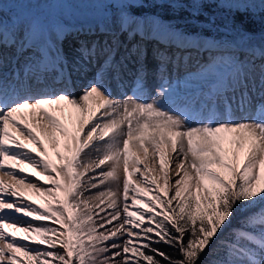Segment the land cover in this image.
<instances>
[{"label": "snow or ice", "instance_id": "snow-or-ice-1", "mask_svg": "<svg viewBox=\"0 0 264 264\" xmlns=\"http://www.w3.org/2000/svg\"><path fill=\"white\" fill-rule=\"evenodd\" d=\"M97 3L105 6L103 23L87 29L68 26L63 11L29 9L6 14L0 5V264H25V260L27 264H264V210L245 217L244 230L234 234L243 244L222 241L218 236L238 211L264 205V0ZM207 5L223 8L227 16L222 25L225 38L212 42L206 50L226 54L219 60L214 58L205 69V74H213L215 80L203 107L199 102L168 106L173 89L163 84L149 100L145 87L150 71L163 79L171 66L178 68L181 60L190 58L185 53L205 45L197 42L195 47L188 46V37L193 34L189 29L221 27L216 24L215 13L200 19ZM159 9L174 15L165 23ZM256 17L262 26L259 43L255 41L257 33L248 27ZM69 38L72 44L66 51ZM150 48L155 62L152 68ZM129 65L134 70L131 94L114 95L112 87L123 85ZM221 67L227 73L218 77L215 70ZM92 68L96 70L90 81L81 85V92H70L68 83L73 76L88 78ZM61 84L64 87L56 90ZM59 104L79 112L75 133H69L44 107ZM234 107L243 113L240 119L231 118ZM24 109L31 110L27 117H31L32 126L54 149L61 143L56 133L64 138L67 154L56 152L63 162L60 166L45 159L48 153L28 126ZM221 109L227 118H221ZM17 116L25 120L23 125ZM10 127L22 140L36 146L40 159L12 135ZM227 134L233 138L228 140ZM132 141L144 160L151 150L162 161L163 191L170 195L152 189L157 182L149 178L147 166L141 169L139 157H131ZM224 142L233 147L225 148ZM164 147H171V162L165 158ZM245 149L241 162L240 153ZM94 152L99 155L93 157ZM7 161L33 171L39 169L38 177L51 187L28 179L22 169H14ZM170 163H174L176 176L172 184L167 171ZM106 164L107 170L101 167ZM88 172L94 175L87 176ZM130 177L136 180L131 193ZM106 183L108 186L100 191ZM21 188L50 196L58 206L25 203L17 199ZM92 189H98L92 198L101 204L107 199L106 207L112 209L100 216L98 225L88 200L83 199L84 192L91 193ZM147 191L153 192L151 199L140 198ZM54 192L62 193L63 199ZM138 203L145 210L136 207ZM81 205L78 216L72 210L81 209ZM98 227L105 231L97 235ZM16 232L24 235L17 237L13 235ZM84 234L90 242L87 247L81 239ZM160 245L173 252L162 250Z\"/></svg>", "mask_w": 264, "mask_h": 264}, {"label": "rangeland", "instance_id": "rangeland-1", "mask_svg": "<svg viewBox=\"0 0 264 264\" xmlns=\"http://www.w3.org/2000/svg\"><path fill=\"white\" fill-rule=\"evenodd\" d=\"M71 1H73L75 3L77 2L78 4H79V2H90V3L96 4L95 15L93 14V18H95V19H92L94 21V23H92V24L89 23L88 25H85V26L80 25L79 27H84L85 29H87L88 27H95L98 24L103 23V16L101 13L103 4L97 3L98 0H71ZM26 4H27L26 7H23L20 9L16 5V3H8V2H5V0H0V5L3 6V9H4L6 14L10 11L11 8H13L11 11H15V12L26 11L29 9L45 11V12H54V11H52V9H56L59 11H63V14H68L67 11L70 9V6L68 3L39 2V3H26ZM66 5H68L69 7H65ZM48 7H49V9H44V8H48ZM97 17H99V18H97ZM79 27H75V28H79ZM188 39H190V44L188 46L195 47L197 45V42L198 43L202 42L205 45L200 47L198 51L192 50L190 53H185V56L190 57V58L181 60L178 68L176 66H171L168 70V73L165 74L163 79H161L158 75H156L150 71L148 78H147V82H146L145 92L151 90V88L154 87L151 85V83L154 85L156 84V87H154V91L152 92V94H155V90L159 85H161V84H163L164 86L170 85L173 89L170 100H173L174 97L176 98V97H178V95H186V96L193 95V94L196 95V94H198V92L203 91L212 85V83L215 80V77L211 73L205 74V69H207L208 65L210 64V62L214 58L219 60L221 58L220 56L225 55L226 53H224L222 51H217L215 49H210V50H206V49L208 48V46L212 42H220L219 39H214V38H211L209 36H203V35H199V34H196V35L192 34L188 37ZM71 44H72V40H71V38H69V40L66 41V43H65V50L66 51L71 46ZM150 50H151V48H150ZM154 64H155V62L151 60L149 63V67L150 68L154 67ZM95 70H96L95 68H92L89 70L88 80L85 83H88L90 81L91 75L93 72H95ZM226 73H227V69L223 68V67L215 70V75L218 77L226 75ZM199 76L201 78L196 79ZM132 77H133V74L128 78V84L126 86V89L124 88L125 89V91H123L124 93L127 92L128 94H131ZM166 81H167V83H165ZM77 82H79V78H76L75 76H73V81L68 83V90L70 92H72L71 90H73V89L74 90L76 89V91H77V92L75 91L73 94H79L82 90L81 85L79 86V84ZM63 87H61V88H63ZM113 88H114L113 91H116L119 89V88H116L115 86H113ZM205 95H208V94L206 93ZM153 96H155V95H153ZM201 96L204 97V94H202ZM61 105H63V104L51 105V106L45 105L44 107L46 108V110L52 112L61 121V123L65 125V127L68 129L69 133H75L76 129L79 126L80 114L76 109L69 107L70 108V110H69L68 109L69 105H63V106H61ZM53 106H55V107H53ZM181 106H183V105H181ZM65 107H66V110H65ZM22 111L24 112L25 116L27 117V113H29L31 110L30 109H24ZM221 113H222L221 118L227 117L226 114L224 115L223 110L221 111ZM96 115L98 116V115H100V113L97 112ZM242 115H243V113H241L238 109H236L235 107L233 108V111L231 113L232 119H240L242 117ZM17 119L20 121L21 125H23L25 123V120L21 119L20 116H17ZM85 120H87V115L85 116ZM27 122H28V126L32 127L33 132H35V134L39 138L40 142L43 144L44 149L48 153V155H47V157H45V159H51L52 158L53 160L51 159V161L54 162L57 166H60L63 162L61 160L57 159L56 152L59 151L62 154H65V155L67 154V153H65V150L63 147L64 138L61 137L59 135V133H56V137H57V139H59L61 141V143H60L59 148L54 149L52 144L50 143V141L45 136L41 135L40 131L37 128L32 126L31 117H27ZM9 131L12 133L13 136L16 137L17 140H19L21 143H24L26 145V149L31 150V153L37 159H40V156L36 155L37 148L35 145L31 144L30 142H26L25 140H22L16 134V132L11 129V127L9 128ZM227 137H228V140H231L233 138V134H227ZM223 146L225 148H228V149L233 147V145H230L227 142H224ZM162 150L166 154L165 158L171 162L172 157L174 155L172 153L171 147H164ZM245 152H246V149H245V151H242L240 153L241 162H243V160H244ZM132 154H133L134 158L139 157L141 159V161H142L140 164L141 169L145 168L146 166L150 169V171L148 173L149 178L155 179L157 182L155 185L151 186L152 189L155 191H158V193L160 195H163V196L170 195L171 193L166 194L163 191L164 180H163L162 174L160 173V170H159L160 164L162 163V161H160L154 155V153L151 150H149V152H148L147 160H144L142 152L139 150V148L133 147L132 148ZM97 155H99V154H97L95 152L93 153V157H95ZM84 159H88V158L84 157ZM189 159H191V158L189 157ZM227 159L229 161L231 159V153L230 152L228 153ZM6 163H12L13 168L17 169L18 171L20 169H22L23 170L22 174L25 175L28 179L35 181L37 184H42L45 187H51V185L48 182H46L42 176L38 177L37 172L39 171V169H37V171H33V169L31 167H27L25 165H16L11 161H7ZM101 167H103V168H105V170H107L108 165L107 164L102 165ZM81 170H83V169H81ZM96 171H99V170L97 169ZM167 171H168V174L170 177V184H172V183H174V180L176 179L174 163H170L169 169H167ZM53 175H55V174H53ZM92 175H94L93 172L87 173V176H92ZM136 175H139V173H137ZM120 176H121V192H122L123 172L120 173ZM261 176H262V179H264V168L261 169ZM2 179L5 182H10V181H8L7 177H4ZM85 179H87V177H85ZM98 179H99V177H98ZM135 184H136L135 177H130V193H131V188L134 187ZM205 184L207 185L208 181H205ZM107 186H108L107 183L105 185H101L99 190L103 191V190H105V188ZM97 191H98V189H92L91 193L85 191L83 199L88 200V207L92 211L93 220L98 225L101 222L100 216H105L108 212H111L112 209H108L106 207V205L108 203L107 199H105L104 203L101 204L98 200L92 198ZM53 194L58 199H60V200L63 199L62 193L54 192ZM152 195H153L152 191H147V192L141 193L140 198H142L144 200H150ZM17 199L22 200L25 203H29V202L34 201V204H33L34 207H40V206L46 205V204L51 205L52 207L58 206L56 201H54L52 199V197L40 195L38 193L23 189V188H21L20 195ZM128 203L131 204V198L129 199ZM173 203H175V201ZM97 205H98V207H97ZM136 207L141 208V210H145L143 208L142 204L138 203L136 205ZM101 209H104V211H101ZM41 210H42V208H41ZM81 210H83V205H81V209H73L72 211H75L77 213V215L79 216L81 214ZM262 210H264V205L257 204L256 206L251 207L246 212H239L238 211L236 213L235 217L232 218L231 223L228 224L227 227H225L223 229V231L218 234L219 239L222 241L226 240L225 236L231 235L233 230H236L235 227H237L236 226V225H238L237 223L239 221H241L244 216L247 217V215L250 216L251 214H256L257 212L262 211ZM249 212H251V213H249ZM96 213H99V215H96ZM18 215H20L22 219L30 220V217H23L22 214H18ZM32 223H34V224L35 223L51 224V221H32ZM113 223L115 224L116 222L114 221ZM244 225L245 224L242 223L239 226L243 229ZM54 226L58 227V228L60 227V225H54ZM82 227L86 228L87 226L84 225ZM106 228L111 229L112 225H106ZM6 231H11V230H6ZM104 231H105L104 228L98 227L96 234L99 235L100 233H102ZM13 235L19 237V236H23L24 233L16 232V233H13ZM61 238L63 239V237H61ZM81 239L84 242V246L87 247L88 244L90 243L88 238H87V235L86 234L82 235ZM229 241H235L239 244L244 243L243 240H237L236 237L234 236V234L232 237H230ZM22 242L23 243H31L30 241H22ZM105 243H110V241H107ZM213 245L215 246V241H213ZM33 246H36V245H33ZM39 247H45V246L39 245ZM18 259L25 260V258L23 256H18ZM25 264H27L26 260H25Z\"/></svg>", "mask_w": 264, "mask_h": 264}, {"label": "trees", "instance_id": "trees-1", "mask_svg": "<svg viewBox=\"0 0 264 264\" xmlns=\"http://www.w3.org/2000/svg\"><path fill=\"white\" fill-rule=\"evenodd\" d=\"M67 1H68L69 6H70V9H71V10L69 9L67 11L68 14H63V16L66 18L67 21H85V19L86 20L95 19V18H93V14L95 15V6H96L95 3L79 2V4H78L77 2L75 3L71 0H67ZM16 5L21 9L23 7H26L27 4L26 3H16ZM69 6L66 5L65 7H69ZM104 7L105 6L103 5L102 10ZM44 9H49V7L44 8ZM102 10H101V13L103 12ZM52 11L57 12L59 10L52 9ZM158 11H159L160 16L163 17L165 23H167L171 19V17L174 15V13L166 12L164 9H159ZM210 13H215L216 24L221 26L219 29H217L216 27L209 28L207 25H204L201 28H190L189 32H191L195 35L199 34V35L210 36L214 39H219V41H222V39L225 38V31H224L222 25L226 23L227 13L223 8H218V7H215L214 5H207L205 7L204 16L200 17V19H204ZM185 15H186V13H185ZM172 22L173 23H183V21H175V20H173ZM248 27L251 31L257 33V35L255 37V41L257 43H259L260 33H261V28H262L259 17H256V18L250 20L248 23ZM227 39L231 40L232 37L228 36ZM249 213H251V212H249ZM248 216L249 215H247V217ZM245 217L246 216H244L242 218V220L237 223L238 225H236L237 227H235L236 230H233L231 235L225 236L227 241H229L230 237H232L233 234L237 233L239 230H244L239 225L242 223L245 224V219H244ZM226 240H223V241H226ZM160 247L162 248V250L167 251L169 253L173 252V250L170 249L168 246L160 245Z\"/></svg>", "mask_w": 264, "mask_h": 264}, {"label": "bare ground", "instance_id": "bare-ground-1", "mask_svg": "<svg viewBox=\"0 0 264 264\" xmlns=\"http://www.w3.org/2000/svg\"><path fill=\"white\" fill-rule=\"evenodd\" d=\"M152 59H151V50L149 51V63H150V61H151ZM129 68H130V70L126 73V75H125V77H124V83H123V85L122 86H120L119 87V89L118 90H116V91H113V93L115 94V95H118L119 93H124L123 91L126 89V86H127V84H128V78L133 74V71L134 70H131L132 69V66L131 65H129ZM88 80V78H84V77H80L79 78V82H77L78 84H79V86L80 85H82L83 83H85L86 81ZM151 85L152 86H154V87H156V84L154 85V84H152L151 83ZM64 85H58V86H56V90H59L61 87H63ZM154 87L153 88H151V90H149V91H146L145 92V95L146 96H148V98H149V100L153 97V95H155V94H152V92L154 91ZM125 88V89H124ZM210 88H211V86L210 87H208V88H206L205 90H203V91H200V92H198V94H196V95H188V96H186V95H178V97H174V99L173 100H169V102H168V106H170V107H173V106H181V105H183V102H187V103H189V104H192V105H196L197 104V102H199V107H203V105H204V103H205V100H206V98H207V96L208 95H205L206 93L208 94L209 93V91H210ZM72 91V93H74L75 91H76V89L74 90H71ZM77 92V91H76ZM202 94H204V97H202L201 95ZM63 105H66V104H63ZM63 105H61V106H63ZM60 106V107H61ZM53 107H55V106H53ZM67 107V106H66ZM66 107H65V110H66ZM70 106H68V109L70 110V108H69ZM49 109V108H48ZM222 111V110H221ZM68 112V111H67ZM225 115V114H224ZM226 117V116H225ZM227 118V117H226ZM231 118H232V116H231ZM105 139H107V137L105 138ZM51 146V145H50ZM133 147H136V148H138V145L136 144V142L135 141H132V142H130V144H129V151H130V153H131V157L132 158H134V156H133V154H132V148ZM52 156V155H51ZM52 159V158H51ZM53 160V159H52ZM54 163V162H53ZM110 163V162H109ZM55 164V163H54ZM122 165V166H121ZM121 165H120V169H119V172L120 173H122L123 172V164H122V161H121Z\"/></svg>", "mask_w": 264, "mask_h": 264}, {"label": "water", "instance_id": "water-1", "mask_svg": "<svg viewBox=\"0 0 264 264\" xmlns=\"http://www.w3.org/2000/svg\"><path fill=\"white\" fill-rule=\"evenodd\" d=\"M13 8L10 9V11L12 10Z\"/></svg>", "mask_w": 264, "mask_h": 264}]
</instances>
